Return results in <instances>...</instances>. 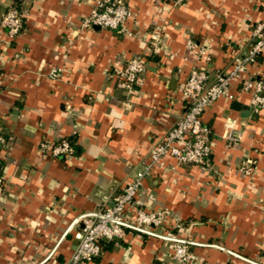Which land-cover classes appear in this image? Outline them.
Wrapping results in <instances>:
<instances>
[{"label": "crops", "instance_id": "obj_1", "mask_svg": "<svg viewBox=\"0 0 264 264\" xmlns=\"http://www.w3.org/2000/svg\"><path fill=\"white\" fill-rule=\"evenodd\" d=\"M18 2L25 31L12 39L1 24ZM96 0H0V264H67L80 240L83 214L95 212L142 168L156 139L188 106L180 84L197 65L231 67L264 22V0H128L127 32L82 19ZM162 28L153 54L144 35ZM204 43L200 60L188 40ZM148 67L128 91L121 80L134 55ZM60 68L62 76L49 71ZM264 79V55L248 74ZM203 119L211 128L210 164L167 158L136 198L167 213L164 232L189 242L193 264H264V110L234 82ZM232 130L240 140L230 141ZM74 138L76 152L44 157L40 143ZM254 161L252 175L241 171ZM91 264H178L175 241L132 231L102 239Z\"/></svg>", "mask_w": 264, "mask_h": 264}, {"label": "built area", "instance_id": "obj_2", "mask_svg": "<svg viewBox=\"0 0 264 264\" xmlns=\"http://www.w3.org/2000/svg\"><path fill=\"white\" fill-rule=\"evenodd\" d=\"M172 4H184L187 0H161ZM132 11L128 0H96L90 13L82 19V28L100 26L127 32L126 22ZM1 24L14 39L25 31L23 11L19 3L13 2L2 16ZM162 28L157 27L150 36L144 35L152 47L153 54L160 48ZM253 42L244 55H236L227 70H220L210 76L209 70L202 65L195 66L180 84V93L188 100V106L171 128L156 139L146 160L126 183L115 193L111 201L105 197L99 208L90 214L78 218L82 225L79 244L67 264H91L102 251L101 239L115 240L126 236L131 231L153 232L175 241L173 258L178 264H193L195 254L188 241L180 239L171 230L164 232L167 213L162 210H146L135 203L146 178L158 166H164L166 159L174 158L177 164H210L212 142L211 128L205 123L204 112L219 98L234 99L232 85L236 82L240 90L250 94V108L254 112L264 110V79H257L248 74L251 65L264 55V22L258 23L252 32ZM188 45L197 49L200 60L208 61L207 46L188 40ZM149 60L142 54L132 56L121 73V80L126 90L131 91L148 67ZM1 69V68H0ZM52 78H60L62 70L52 68ZM240 132L232 130L228 134L230 141L240 140ZM4 142L0 132V145ZM39 151L44 157H64L75 152V147L67 138L57 142L44 140ZM254 161L243 160L241 171L252 175Z\"/></svg>", "mask_w": 264, "mask_h": 264}, {"label": "trees", "instance_id": "obj_3", "mask_svg": "<svg viewBox=\"0 0 264 264\" xmlns=\"http://www.w3.org/2000/svg\"><path fill=\"white\" fill-rule=\"evenodd\" d=\"M261 57H262V56H259V57H258V60H260ZM3 137H4V135H3ZM67 140H69L70 143L74 145V147H75V152H76V145L74 144V142H75V141H74V138H67ZM4 141H5V137H4ZM75 152H74V153H75ZM1 164H2V163H1V161H0V167H1ZM128 232H132L131 229H128ZM100 242H102V239L100 240Z\"/></svg>", "mask_w": 264, "mask_h": 264}, {"label": "water", "instance_id": "obj_4", "mask_svg": "<svg viewBox=\"0 0 264 264\" xmlns=\"http://www.w3.org/2000/svg\"><path fill=\"white\" fill-rule=\"evenodd\" d=\"M79 242V240H77Z\"/></svg>", "mask_w": 264, "mask_h": 264}]
</instances>
